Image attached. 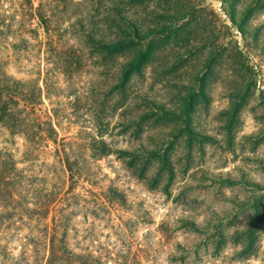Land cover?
Here are the masks:
<instances>
[{
	"label": "rangeland",
	"instance_id": "1",
	"mask_svg": "<svg viewBox=\"0 0 264 264\" xmlns=\"http://www.w3.org/2000/svg\"><path fill=\"white\" fill-rule=\"evenodd\" d=\"M32 2L41 24L0 2L1 68L35 103L0 121L12 264L38 261L57 196L95 264H264V0Z\"/></svg>",
	"mask_w": 264,
	"mask_h": 264
},
{
	"label": "trees",
	"instance_id": "2",
	"mask_svg": "<svg viewBox=\"0 0 264 264\" xmlns=\"http://www.w3.org/2000/svg\"><path fill=\"white\" fill-rule=\"evenodd\" d=\"M22 6H25V9L28 11L26 16L27 22L31 23L32 19H37V24L43 23L44 17L39 14L35 13L34 9L35 6H33V0H20ZM1 2V0H0ZM7 6L11 5V0H6ZM22 9V8H21ZM12 16L11 11H7V9H0V36L5 31L9 30L10 24L12 23V19L10 17ZM46 27V26H45ZM31 28H29L30 30ZM121 46L120 43H115L112 48L116 50ZM9 77L6 76L5 72L1 68V62H0V121L7 115L11 113L9 109V103L18 105L19 102H22L23 107L22 111L25 113H33L34 112V101L32 100L34 96V90L32 88H24L19 86L21 83L15 79H8ZM48 138V137H47ZM53 142H56L55 139H51ZM56 152L58 153V148L55 146ZM4 154L0 151V179L4 177V173H8L6 175L7 180H14V178L10 175L12 174V171H14L15 167H13L10 158V155L3 151ZM61 163H63V169L66 171V177H67V186L65 191V197L69 198H77L81 197L82 199H85V195L88 194L90 191L88 188H84L82 184H79V179L77 178V174L74 173L73 168L68 164V161L65 157L61 159ZM0 180V184H1ZM6 183V182H5ZM79 187V190H75ZM84 191L83 193L82 190ZM73 191V193L71 192ZM81 193V194H80ZM16 193H13V196ZM80 195V196H79ZM61 199V203L65 204L68 203V201L63 202L64 198L57 196L53 197V207L48 208L47 204L40 202V212L45 213L43 216L47 215L49 210L51 211V214L48 217V225L46 224L43 228V243L41 248H37L32 243L31 251L35 256L37 255L39 257L38 261H36L34 264H95L94 261H89L88 258L90 257V251H75L72 248L70 250H67L68 243H67V229H66V219L67 215L64 214V208L61 207V204L59 203ZM51 201V202H52ZM57 203L54 205V203ZM40 213V215H41ZM42 216V215H41ZM0 259L2 261H5L4 264H12V260L14 259L13 256L7 251L3 244L0 243ZM0 260L1 264L2 261Z\"/></svg>",
	"mask_w": 264,
	"mask_h": 264
}]
</instances>
